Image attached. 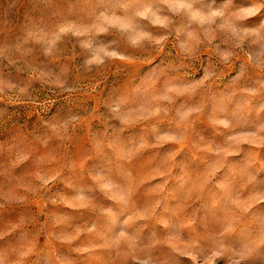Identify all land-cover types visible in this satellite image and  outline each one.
Wrapping results in <instances>:
<instances>
[{
  "label": "rangeland",
  "instance_id": "374dc122",
  "mask_svg": "<svg viewBox=\"0 0 264 264\" xmlns=\"http://www.w3.org/2000/svg\"><path fill=\"white\" fill-rule=\"evenodd\" d=\"M0 264H264V0H0Z\"/></svg>",
  "mask_w": 264,
  "mask_h": 264
}]
</instances>
